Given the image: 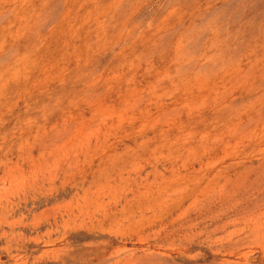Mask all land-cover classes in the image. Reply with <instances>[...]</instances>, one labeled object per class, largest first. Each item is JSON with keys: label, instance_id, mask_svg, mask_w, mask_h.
<instances>
[{"label": "rangeland", "instance_id": "1", "mask_svg": "<svg viewBox=\"0 0 264 264\" xmlns=\"http://www.w3.org/2000/svg\"><path fill=\"white\" fill-rule=\"evenodd\" d=\"M0 264H264V0H0Z\"/></svg>", "mask_w": 264, "mask_h": 264}]
</instances>
